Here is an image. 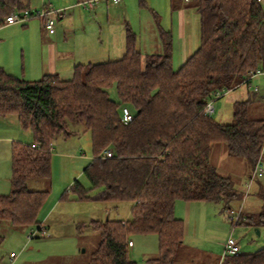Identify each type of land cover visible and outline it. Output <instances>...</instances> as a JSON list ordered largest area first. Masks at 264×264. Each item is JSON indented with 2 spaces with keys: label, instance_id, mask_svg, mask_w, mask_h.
<instances>
[{
  "label": "trees",
  "instance_id": "obj_1",
  "mask_svg": "<svg viewBox=\"0 0 264 264\" xmlns=\"http://www.w3.org/2000/svg\"><path fill=\"white\" fill-rule=\"evenodd\" d=\"M190 1L188 7L200 16V46L178 70L171 32L159 28L162 51L144 55L128 27L121 58L78 64L70 80L46 74L30 81L0 67V117L16 116L33 136L32 144L12 146L11 192L0 195V223L46 230L39 214L50 192L31 189L30 182L51 178L52 143L76 132L90 134L93 159L84 169L91 188L76 181L73 190L85 199L89 190L102 187L100 200L132 204L127 220L91 222L101 241L90 264H137L129 257L128 242L147 234L159 239L158 255L149 261L175 264L185 235L176 203L224 201L228 206L236 200L232 178L211 164L212 147L225 143L230 156L248 161L253 176L264 160V118L249 117L252 98L234 103L228 124L204 110L217 94L251 84L250 73L264 72V4ZM25 8L24 0H0V27ZM124 107L134 116L129 124L122 121ZM106 151L112 157L106 158ZM241 223L264 227V211ZM3 243L0 234V248ZM232 258L235 264H264V247Z\"/></svg>",
  "mask_w": 264,
  "mask_h": 264
},
{
  "label": "rangeland",
  "instance_id": "obj_2",
  "mask_svg": "<svg viewBox=\"0 0 264 264\" xmlns=\"http://www.w3.org/2000/svg\"><path fill=\"white\" fill-rule=\"evenodd\" d=\"M174 1L183 9V19L180 18L179 8L173 9L171 0H131L126 11L121 10V4L115 5L110 0H104V12L101 14L100 12L95 14L93 8L87 6L86 9L82 5L86 11L77 13L79 17H75V23L79 28V34L86 35L87 39L104 42V57L97 59L96 63L122 57L125 49H119V53H116V50L125 42L127 27L137 35L138 49L144 55L162 51L159 28L171 32L173 67L178 70L199 48L201 26L197 10L188 7L190 0ZM70 12L72 11L67 12L65 18H68ZM181 20L183 21L180 22ZM63 21L64 19L56 20L55 27L60 26ZM39 24V17H34L26 23L15 24L12 27L4 25L0 28V38L5 39L4 46L0 48V58L11 60L20 78L23 69V51H26L28 60L30 48L33 55L39 56V48L43 47V42L39 41L41 35ZM42 33L46 34L44 30ZM251 85L252 89L257 87L259 91L254 93L248 85H241L234 90L226 91L222 97L215 98V113L211 117L219 123L228 124L232 121L234 103L252 98L249 117L264 118V73L257 75L251 81ZM111 95L114 100H118L115 89L111 90ZM9 117L11 118L4 120L6 132L14 134L19 130L24 143H32L31 131L24 130L16 120L12 122L11 119H17L16 116ZM51 152V178L30 182L31 189L50 192L39 214V221L44 225L46 234L45 236L38 234L29 239V235L38 229V225L33 228H23L11 226L6 222L0 223V234L4 237V243L0 248V264H90L92 254L101 241L100 231L90 226L91 222L126 220L131 217L130 202L99 199L103 193L102 187L89 190L88 198L85 199L80 198L73 190L76 181L86 189L91 188L89 180L84 175V169L93 159L92 142L88 132H80V134L76 132L70 137H60L53 143ZM210 161L219 173L232 178L238 196L228 206L226 202L221 201L211 205L210 212L205 208L202 215L193 220L191 225L194 240L189 237L185 244L199 252L207 251L208 245L203 238L207 234H212V242L215 244L212 246L221 245V253L218 256L223 257L224 245L233 232V236L242 245L243 253L262 249L264 227H251L241 222H244L248 216L264 211V160L263 176L255 179H252V168L248 161L230 156L225 143L213 145ZM9 163L10 177H12L10 159L7 165ZM251 179L252 183L248 187L246 183ZM9 180L11 181V178ZM229 210H233L235 214L242 212L241 224L235 230L228 217ZM211 211L220 217L210 215ZM225 221L228 223V229L222 224ZM213 222H216L215 227L209 225ZM255 229H259L260 235ZM131 239L135 247L129 249L130 259L137 264H148L151 254L154 252L156 254L159 250L158 236L133 235ZM11 253L16 254V259H11Z\"/></svg>",
  "mask_w": 264,
  "mask_h": 264
},
{
  "label": "crops",
  "instance_id": "obj_3",
  "mask_svg": "<svg viewBox=\"0 0 264 264\" xmlns=\"http://www.w3.org/2000/svg\"><path fill=\"white\" fill-rule=\"evenodd\" d=\"M89 1H95L94 5L90 6L89 4H87V2ZM98 1L99 3H97ZM130 1L131 0H122V2L120 3L122 5L120 6L122 11L123 10L126 11ZM44 5L60 10L61 15L57 18V20L64 19V21L60 26L54 27L51 30H47L45 28L44 21L41 18H39L40 24L38 25V27H39V34H41L39 35V41L43 42L42 43L43 47L39 48L40 50L39 56H37V54L33 55L30 48L28 60L26 59V51L25 50L23 51L22 73L20 71L22 75L21 78L30 81H35V80H39L46 74H57L62 80H70L73 77L74 68L76 65L96 63L97 59L104 57V47H103L104 42L103 43L98 42L95 39H91V38L87 39L86 35L79 34L78 33L79 28L75 23L76 22L75 17L76 16L79 17L77 13L81 14L83 11H86L82 7V5L86 9H88L87 6L93 8L95 14H97L98 12H100L101 14L102 12H104V0H24V6L31 11H38ZM178 8L179 6L174 7L173 9L178 10ZM69 11L72 12H70L68 18H65L67 16V12ZM182 12L183 9L179 8V14L181 15L180 16L181 19H183L184 16ZM182 21L183 20H181L180 22ZM68 22L70 23L68 24ZM12 26L13 25H9L7 27H12ZM43 30L46 32V34L42 33ZM4 44H5V39L0 38V48L4 46ZM125 45H126V35H125L124 44L122 43L121 46H118V50H116V53H119L121 49H125ZM123 51L125 52V50ZM0 67H2L9 74L19 77L18 74L19 72L15 71L13 62L11 60H3L2 58H0ZM7 118L10 119L11 117H0V120H2L0 121V195H6L11 191V181L9 180L11 178L10 163L9 165H7V162L9 159L11 160L10 157H11L12 146L16 142L25 144L24 140L20 136L21 132L19 130H17V132L15 131L14 134H12L11 132H6L7 128L4 124V120H6ZM15 120L20 125L18 119H11L12 122H15ZM213 204H217V203L187 202V201H178L176 203L175 216L176 218L184 222L185 235L183 242L179 247L175 264H235L234 259L232 257H228L221 262L222 257L218 256V254L221 253V245L215 247L212 246L215 245L212 242L213 240L212 234H207L203 238L208 245L206 247L208 248L207 251H202L203 253L185 244V241L189 237H192V240H194L193 239L194 235L191 234V225L193 223V220L201 216L205 208L206 210H208V212H210V206ZM210 215L220 217V215L215 214L212 211ZM230 215L231 212L228 213L229 220H230ZM225 217L227 218L226 215ZM222 224L225 225L226 228L228 229L229 226L226 221L224 223L222 222ZM40 225L44 227L42 223ZM209 225L215 227L216 222H213L212 224L209 223ZM130 241L133 242L132 239ZM134 247H135V243L133 242V245L131 247L129 246V249ZM247 253L249 254L254 252H247ZM157 255L158 252L156 254L155 252L152 253L151 256L149 257V260L156 258ZM149 260H148V264H154Z\"/></svg>",
  "mask_w": 264,
  "mask_h": 264
},
{
  "label": "built area",
  "instance_id": "obj_4",
  "mask_svg": "<svg viewBox=\"0 0 264 264\" xmlns=\"http://www.w3.org/2000/svg\"><path fill=\"white\" fill-rule=\"evenodd\" d=\"M110 1L115 5H119L122 2V0H110ZM94 2L95 1H89L87 2V4H89L90 6H93ZM257 2L262 4L264 3V0H257ZM60 15H61L60 10L54 9L46 5L42 6L40 10L35 11V12L29 10L28 8H25L22 12H15L7 16L4 22V25L9 26V25H15L19 23H26L27 21H29L30 19L34 17H39L44 21L45 28L47 30H51L55 27L56 20ZM263 73L264 72L262 71H257L256 73H250L248 80L252 81L257 75L263 74ZM248 87L250 90H253V91L259 90L257 87L252 89L251 84H249ZM220 97H221V94H217L216 98H220ZM204 113L205 115H208V116H212L215 113L214 100H211L210 102L207 103ZM133 118L134 116H133L132 111L129 108L124 107L122 110V121L125 124H129L133 120ZM104 156L106 158H110L112 157V152L106 151L104 152ZM262 176H263V162L262 160H259L256 164L252 179L262 177ZM252 179L248 183H246L248 187H250L252 183ZM241 218H242L241 211H239L236 214L232 212V215L230 216V220L233 226V230L239 225ZM38 234L45 236L46 232L43 228H41L40 230L38 229L34 230L29 235V239L36 237ZM128 245L131 247L133 245V242L129 241ZM240 254H242V246L240 242L233 236V232H232V234L229 236L227 242L224 245V255L222 257L221 262L228 257H237ZM10 257L12 260H14L16 259L17 256L16 254L11 253Z\"/></svg>",
  "mask_w": 264,
  "mask_h": 264
},
{
  "label": "water",
  "instance_id": "obj_5",
  "mask_svg": "<svg viewBox=\"0 0 264 264\" xmlns=\"http://www.w3.org/2000/svg\"><path fill=\"white\" fill-rule=\"evenodd\" d=\"M255 231H256V233H257L258 235H260V231H259V229H256Z\"/></svg>",
  "mask_w": 264,
  "mask_h": 264
}]
</instances>
